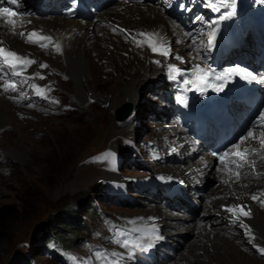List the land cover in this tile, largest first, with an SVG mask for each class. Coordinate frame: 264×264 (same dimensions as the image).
<instances>
[{
  "label": "rangeland",
  "instance_id": "1",
  "mask_svg": "<svg viewBox=\"0 0 264 264\" xmlns=\"http://www.w3.org/2000/svg\"><path fill=\"white\" fill-rule=\"evenodd\" d=\"M189 1L195 6L201 3V0ZM251 2L254 4L256 0ZM30 14L36 17L49 15L35 12ZM50 14L58 15L54 12ZM45 43L49 46L40 47L41 49H53L51 43ZM106 48L113 49V45ZM121 54L127 56L126 51ZM92 56L95 57L92 67L93 70L96 69L97 77L94 84L90 85L95 93L88 99L76 94L74 80L66 71L52 68L51 72L44 74L48 78L45 83L37 80L28 70L15 76L17 79L14 78L17 89L15 92L9 91L8 95L16 103V107L11 111L12 121L0 128V264H14L18 255L19 260L29 258V264H73L80 253L99 254L108 259L100 247L108 241L106 220L129 224L130 222L125 221L157 212L160 217L166 218L167 210L180 214L179 218H172L173 220L183 219L195 223L193 228L183 231L167 225L165 229L171 237L162 235V239L166 241L159 247L157 261L149 264H186L182 260L187 258L190 247L196 243L202 245L204 241L207 250L209 248L210 258L201 256L200 264H220L217 261L221 255H225L224 249H218L217 246L214 248L211 243L208 245L207 238L201 239L199 243L200 225L207 219L201 212L202 198L205 193H212L218 187L219 182L215 177L207 176L214 179L213 185L204 187L206 177L197 186L200 198L194 193L185 194V199L181 195L173 198L189 203L193 207L192 212L182 209V204L162 201L160 198L165 194L160 190L156 193L134 190L135 181L146 179L155 173H167L174 176L175 181L183 182V178L176 175L178 173L173 166L176 154L168 150L172 147L171 141L164 139V134L173 127V124L165 126L166 121L171 119L178 123L174 106L171 104L169 109L165 103L166 98L171 95L167 89L170 84L164 87L155 85L152 88L149 86L152 84V76L144 75L142 79L146 86L138 97L130 99L134 106L133 116L129 120L120 119L117 117V108L125 101L117 98L118 104L112 110L103 98L110 99L109 95L116 93L114 91L120 84L122 70L113 72L115 77H108L110 68L101 70L96 66L97 63L106 64V60L97 59L96 63L98 53ZM143 58L138 52L131 60ZM118 65L121 66L122 63ZM128 67L131 68V65ZM44 75L40 74L38 77ZM83 83L86 87L85 81ZM33 85L43 94H39ZM86 89L89 90V87ZM123 106L125 105L121 107ZM151 146L164 150L163 159H152L149 150ZM116 154L122 159L118 171L114 168ZM117 176L123 181L122 187L125 188L126 185V189L133 195L132 200L129 196L123 198L117 187H109L114 189L112 194L111 191H106L107 185L105 189H100L104 185V179ZM182 189L186 190L184 186ZM155 194L161 195L160 198L151 196ZM54 216L68 218L74 224V228L69 231H62L65 234L63 241L67 244L69 239L71 245L63 246L53 237L57 235L61 238L59 233H47L44 224ZM218 218L222 220L225 216ZM228 221L229 218L220 223H225L232 235L231 239H245L244 228L237 223L228 224ZM256 238L258 244L251 242V246L247 240H243L244 264H264V238ZM62 249L71 250L70 255L63 256ZM200 252L194 253L199 255ZM191 259L195 262V259ZM235 261L240 263L239 260Z\"/></svg>",
  "mask_w": 264,
  "mask_h": 264
},
{
  "label": "bare ground",
  "instance_id": "2",
  "mask_svg": "<svg viewBox=\"0 0 264 264\" xmlns=\"http://www.w3.org/2000/svg\"><path fill=\"white\" fill-rule=\"evenodd\" d=\"M25 1L23 0V2ZM168 2H173L172 6H176L180 2L186 5L183 0H168ZM213 4H217V0H202L198 6L188 8L187 16L181 17L186 25L180 24L167 12L161 10L158 2L151 4L130 0L115 1L103 6L101 10L95 11L93 18L86 19L55 16L54 14H50L51 11L46 13L49 14L47 16L36 17L30 14L32 12H29L17 17V32L29 33L31 30H34L41 35L51 36L53 42L60 45L61 51L57 52L53 50L54 48L43 50L39 45L29 43L26 36L14 34L11 31V26L5 25L3 19H0V46L16 51L18 55L27 59L35 60V64L27 66L25 69L34 74L35 78L40 82L45 83L48 78L44 74L48 71L51 72L52 68L61 72L66 71L74 80L76 94L86 97V99L92 97L95 93L90 86L92 83L94 84L97 77L96 69L93 70L92 67V62L95 58L92 54L98 53V57L96 56L95 59L96 63L97 59H105L107 63L104 65L97 63L96 66L101 70L110 68L111 71L107 72L108 77L113 78L115 77V75H112L113 72L116 73L117 70H122V77L119 79L120 84L116 91H114L116 93L109 95L110 99L102 98L112 110L118 104L117 98L125 101L122 105L130 107L128 115L123 118L125 120L133 116L134 106H132L131 102L132 97H138L143 91L144 86H146V82L142 79L144 75L148 74L152 76L150 78L152 84L149 85L152 88L155 85L169 86V80L164 77V71L168 70V65H174L176 62H200L198 52L201 50V45L198 41H195L193 34L203 35L207 28L209 30L210 22L216 18L214 14L218 12L211 6ZM229 10V8L225 9L221 7L219 12L224 13ZM197 17L201 19H197ZM208 19L209 24L205 23V20ZM188 26L192 27L191 33ZM122 30H127V32ZM141 32L158 33L159 37L163 38L162 42L167 49V54H162L161 51L152 52L148 44L143 43L146 38L137 35ZM133 37L135 40L141 41L142 46L137 47V43ZM111 45H113V49L106 48V46ZM123 51H126L127 56L121 54ZM138 52L144 58L142 60L137 59L138 61L135 59L131 60ZM60 56L62 57L60 58ZM48 58H50V61ZM45 62L47 67L41 68L39 65ZM120 62L122 63L121 66L118 65ZM128 65H131V68ZM37 73L39 75L43 74L44 78H39L36 75ZM160 76L163 77L161 78ZM9 79L11 80V78ZM117 80L118 78L116 77ZM83 81H85L86 87H89V90L86 89ZM0 84H3V80L0 81ZM167 89L168 93H170L169 88ZM165 103L169 106V109L171 104L173 105L169 96L166 98ZM15 104L13 99L9 97L8 92H4L3 88L0 87V128L12 121L11 111L15 110ZM121 106L117 110L122 108ZM166 122L167 124L163 123L165 126L173 124V127L164 134V139L165 141H171L172 147L168 150L170 153L176 154V162L173 166L176 173H178L174 174L183 178L182 184L186 189V194L190 195V193H194L197 198H200L197 186L208 175H212L219 182L218 187L212 193H205V197H201V212L207 219L200 225L199 243L201 239L207 238L208 245L211 243V245L215 246H213L214 248L217 246L218 249H224L226 256L221 255L218 258L217 262L220 264H244L246 260L242 261L244 260L242 257L243 240H247L251 246V242L258 244L256 236L264 238V203H261V201H264V195H260L257 200L251 199L252 194L264 193V178L241 174L237 181L235 177L229 173H225L222 170L223 167L216 165L215 159L206 146L200 145L197 151L193 150V138H191L190 133L187 132L185 127H181L179 123L172 122L171 119H168ZM254 137L255 139L248 141L259 144L261 139L259 131L256 130ZM258 147H260V144ZM173 149H177V151ZM259 154L261 157H264V151H260ZM260 163L264 164V159H261ZM173 169L171 170L174 171ZM225 180H228V183H224ZM196 187L197 189H195ZM151 196L160 198L161 195L155 194ZM160 199L176 205L182 204V209L186 208L189 212L193 211V207L189 203L179 198L173 199L162 195ZM233 205H244L246 206L244 210H250L251 213L248 217L241 216V221L250 229V234H246L244 228L243 231L246 237L242 241L231 239L232 235L228 232L225 223H220L234 216L233 213L225 211L226 207ZM165 214L166 218L165 216L160 217L158 212L143 214L134 217V221L147 223L153 230L162 232V235L167 234L165 229L167 225H172L180 231L193 228L194 226L195 222L172 219L175 217L179 218V213L167 210ZM224 216L225 219L221 220L218 218ZM138 217L140 218L138 219ZM237 225L241 226L240 221L237 222ZM167 235L171 237L170 234ZM174 237L177 238L176 235ZM205 242L202 245L193 244L187 251V258H184L182 261L186 264H200L199 258L201 256L210 258L209 248L207 250ZM198 251H201V254L194 253ZM191 258L195 259V262ZM235 260H239L240 263H236Z\"/></svg>",
  "mask_w": 264,
  "mask_h": 264
},
{
  "label": "snow or ice",
  "instance_id": "3",
  "mask_svg": "<svg viewBox=\"0 0 264 264\" xmlns=\"http://www.w3.org/2000/svg\"><path fill=\"white\" fill-rule=\"evenodd\" d=\"M4 3H8L10 5H16L17 4V0H0V5L4 4ZM216 11H220V8L223 7L225 9L227 8H231L232 11L230 12H224L220 15L219 19L223 20V19H227L230 16L235 14V0H217V4H213L211 5ZM18 13L16 11H14L11 7H4V6H0V19H3V22L5 25H10L11 26V31L14 34L17 35H21V36H26L27 40L29 43H34L39 45L40 47L44 48V47H48L49 44L45 43L46 41L52 44V47L54 48L55 51L60 52L61 51V47L58 43L53 42V39L51 36H45V35H41L35 31L33 32H29V33H24V32H17V24L18 21L15 19V17H17ZM197 19H201L200 17H197ZM22 23V22H20ZM210 23H218V21H212ZM114 31H116V29H114ZM127 32V30H122ZM138 36L141 37H145L146 39L143 41V43H147L148 46L150 47L152 52H157V51H161L162 54H167V49L165 47V45L163 44V38L159 37L158 33H148V32H141L137 34ZM215 35V30L213 29L212 32H210L208 34L209 36V43H212L213 37ZM127 38V37H126ZM134 41L137 43L138 46H142V42L139 40H135V38L133 37ZM36 61L32 60V59H27L21 55H18V53L16 51L7 49L3 46H0V70H3L5 68H9L11 69V76H19L22 75V71L27 67V66H31L32 64H35ZM41 68H46L47 65L46 64H40L39 65ZM17 69H20V71H17ZM172 71L174 72H178L179 69L175 68V66H173ZM196 71H197V79L200 80L202 83H207V78L204 75H200V73L204 72L205 70L201 69L200 65H196ZM232 74H236V75H243L244 78H247L248 76L251 75V73H246V71L242 68H234V69H230L229 72L221 74V75H216L215 79L216 80H220L223 79L224 76L226 75H232ZM36 75L39 76V73H37ZM41 79H43V76H40ZM253 79H255V77H252ZM5 76L4 75H0V80H4ZM186 83H191V84H195L196 81L195 80H190V81H186ZM0 87L3 88L4 92H15L17 89V83L15 82V80H8L7 82L0 84ZM32 87L36 88V91L39 94H43L42 91L37 88L35 85H33ZM217 90H221L220 88H217ZM21 96H24V93L20 94ZM28 106H32V105H28ZM254 128L259 131L260 133V151H264V112H261L258 118V123L256 125H254ZM250 139H255L254 137V132L252 130H249L247 132V135L245 137H242L241 140L236 144L233 145L232 148H229L227 150H225L222 154H219V160L224 163L227 158H230L232 165H234L235 167V178L238 181L240 178V170L247 168H254L255 166V161L254 160H249L248 156L250 154H254L258 151V149L256 148H252V147H242V145L250 140ZM236 149L235 153H233L232 149ZM214 155H217L214 153ZM261 159H264V157H261ZM224 170V169H222ZM229 172H232V169H228ZM224 183H228V180H225ZM260 195H264V193H257V194H252L251 195V199L253 200H257L259 198ZM261 203H264V201H261ZM246 206L244 205H233V206H228L225 208V211L233 213L235 216V219L233 222H237L240 221L241 223V227L245 228L246 230V234H250V229L247 228V225H245L242 221H241V216L243 217H248L250 216V210L249 211H245ZM117 243H121V241H117ZM123 246L124 247H129V242L127 240L123 241ZM149 247L151 246L150 244L148 245ZM132 247L137 248V247H141V245L139 244H133ZM141 250H144L143 248H141ZM264 251V250H262ZM117 254H113V257H116ZM113 264H119V260L118 259H114L113 260Z\"/></svg>",
  "mask_w": 264,
  "mask_h": 264
},
{
  "label": "trees",
  "instance_id": "4",
  "mask_svg": "<svg viewBox=\"0 0 264 264\" xmlns=\"http://www.w3.org/2000/svg\"><path fill=\"white\" fill-rule=\"evenodd\" d=\"M105 189V182H104V185H101L100 189ZM62 216L58 217V216H54V218H49L47 221H46V224L45 225V229H47V233H51L52 235L53 234H56V233H59L60 234V237L61 238H58L57 235L53 236L55 237V239L61 243L63 246H68V245H71L69 242V239L67 240V244L63 241V237H65V234L63 233L62 234V231H69L70 228H74V224L73 223H70L69 222V219L66 218V219H63ZM67 238V237H66ZM52 239V238H51ZM71 242H74V239H71ZM19 255L16 256V259L15 261L13 262L14 264H29V258H21L20 260L18 259Z\"/></svg>",
  "mask_w": 264,
  "mask_h": 264
},
{
  "label": "water",
  "instance_id": "5",
  "mask_svg": "<svg viewBox=\"0 0 264 264\" xmlns=\"http://www.w3.org/2000/svg\"><path fill=\"white\" fill-rule=\"evenodd\" d=\"M129 111H130V107L124 106L118 110L117 117L123 119L128 115Z\"/></svg>",
  "mask_w": 264,
  "mask_h": 264
},
{
  "label": "clouds",
  "instance_id": "6",
  "mask_svg": "<svg viewBox=\"0 0 264 264\" xmlns=\"http://www.w3.org/2000/svg\"><path fill=\"white\" fill-rule=\"evenodd\" d=\"M213 180H210L208 183H207V187H209L210 185H213ZM209 189V188H208Z\"/></svg>",
  "mask_w": 264,
  "mask_h": 264
}]
</instances>
